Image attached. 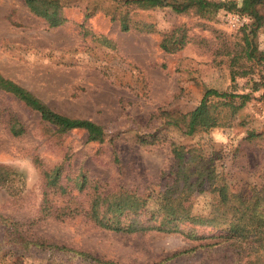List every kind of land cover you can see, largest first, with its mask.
<instances>
[{"label":"rangeland","instance_id":"obj_1","mask_svg":"<svg viewBox=\"0 0 264 264\" xmlns=\"http://www.w3.org/2000/svg\"><path fill=\"white\" fill-rule=\"evenodd\" d=\"M117 1L122 0H61L66 22L51 28L23 0H0V74L54 112L89 120L105 132L102 143L89 142L82 130L54 135L38 113L0 92V164L16 173L11 189L21 191L14 198L0 187V214L18 223L26 240L116 264H264V256L239 254L228 243L207 247L211 241H191L176 233H114L95 226L84 213L41 219L44 172L66 155L60 183L75 197L72 207L82 212L88 209L90 191L72 190L80 172L106 192L125 188L149 195L147 210L157 212L159 192L172 178L171 145L200 148L208 156L216 152V171L233 190L264 191V61H243L247 75L231 81L227 59L214 55L219 34L233 44L244 43L240 30L249 18L221 10L207 21L163 7L130 13L134 22L152 24L153 32L136 26L122 31L109 15ZM259 11L264 15V7ZM176 27L187 30L189 42L167 53L161 40ZM254 43L264 52V29ZM208 89L249 99L238 108L239 99L210 98L200 110L207 129L198 127L192 135L168 126V117L192 112ZM12 118L24 127L20 137L9 132ZM48 193L53 207L67 201L53 190ZM212 201L208 190L194 195L192 213L207 215ZM18 236L0 223V264H90L47 248L25 252L21 242H11ZM182 251L187 252L171 257Z\"/></svg>","mask_w":264,"mask_h":264},{"label":"trees","instance_id":"obj_2","mask_svg":"<svg viewBox=\"0 0 264 264\" xmlns=\"http://www.w3.org/2000/svg\"><path fill=\"white\" fill-rule=\"evenodd\" d=\"M23 2L31 13L43 18L51 28L66 22L61 13L63 8L61 0H23ZM163 7L170 8L176 14L193 13L207 21H211L221 10L238 12L249 18L250 23L240 30L244 43L233 44L224 38V35L217 36L218 43L214 49V55L227 59L231 81H234L236 76L247 75L243 61H264V52L258 51L254 43L257 33L264 29V15L259 11L260 7H264V0H241L240 4L234 0L218 2L212 0H122L116 2V7L109 11V15L112 20H118L122 31H128L131 26H136L138 30L153 32L152 24L134 22L130 13ZM188 42L187 30L184 27H176L163 36L160 48L167 53H175ZM0 92L12 96L29 111L38 113L41 122L54 135L62 136L69 131L82 130L86 132L89 142L102 143L105 139V132L101 126L89 120L73 119L54 112L31 92L1 74ZM210 98L225 99L229 102L239 99L238 108H241L249 99L248 95L208 89L192 112L168 117V126L181 129L186 135H192L198 127L207 129L201 124L200 110ZM9 132L13 137H20L25 130L17 119L12 118ZM141 143L145 144L147 141L141 140ZM171 155L172 178L159 192L158 211L150 213L147 210L149 195H140L125 188L106 192L97 180L89 179L84 172H80L74 178L72 190L90 191L88 209L82 212L78 207H72L75 197L70 196L68 188L60 183L65 170L64 164L69 161L66 155L60 165L44 172L45 192L40 207L41 219H61L84 213V216L95 226L114 233L129 235L147 232L176 233L191 241H211L205 245L207 247L228 243L239 254L245 253L249 256L253 253L255 256H264V191L262 189L233 190L224 177L216 171L214 163L216 152H211L208 156L200 148L182 149L171 145ZM117 162L115 160V163ZM15 178L16 173L12 169L0 164V187L7 188L11 197L18 198L21 196V191L11 189ZM50 190L67 198L62 207L51 206L48 193ZM207 190L213 197L210 212L207 215L193 214L190 200L194 195ZM0 223L9 233L19 235L11 242H21L19 248L25 252L31 247L47 248L55 254H72L73 257L90 264H116L65 246L26 240L19 231L18 223L1 214ZM186 252L173 254L171 257ZM236 264L244 263L239 261Z\"/></svg>","mask_w":264,"mask_h":264}]
</instances>
